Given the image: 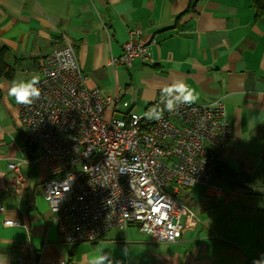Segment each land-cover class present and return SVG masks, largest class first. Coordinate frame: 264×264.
Listing matches in <instances>:
<instances>
[{"label": "crops", "instance_id": "crops-1", "mask_svg": "<svg viewBox=\"0 0 264 264\" xmlns=\"http://www.w3.org/2000/svg\"><path fill=\"white\" fill-rule=\"evenodd\" d=\"M191 1L0 0V45L13 66L11 78L0 77V264L16 261L25 242L43 264H264V16L255 17L250 0H199L183 14ZM134 25L143 29L135 40L149 43L154 61L112 65ZM67 42L89 86L130 102L118 112H142L180 83L195 90L196 102H225L233 138L215 167L217 188L203 186V197L187 198L196 221L177 241L158 242L137 224L95 242L62 239L43 195L48 165L32 160L20 104L8 90L39 78L45 57ZM12 162L28 177L17 191ZM7 219L22 225L8 226Z\"/></svg>", "mask_w": 264, "mask_h": 264}, {"label": "built area", "instance_id": "built-area-1", "mask_svg": "<svg viewBox=\"0 0 264 264\" xmlns=\"http://www.w3.org/2000/svg\"><path fill=\"white\" fill-rule=\"evenodd\" d=\"M142 34L139 25L132 26L123 54L112 56L110 63L153 62L149 43L135 40ZM173 86L144 113L116 117L118 105L129 108L130 102L122 93L107 94L87 84L71 42L45 57L35 84L41 96L30 106L20 104V120L35 147L32 160L48 165L43 195L66 244L95 242L109 230L131 224L158 242L170 243L194 225L195 212L166 186L174 182L176 193L197 184L217 188L215 167L233 130L222 99L189 105ZM9 167L17 191L28 177L21 163ZM4 223L22 225L17 219ZM20 247L23 253L12 264H43L31 243Z\"/></svg>", "mask_w": 264, "mask_h": 264}, {"label": "clouds", "instance_id": "clouds-1", "mask_svg": "<svg viewBox=\"0 0 264 264\" xmlns=\"http://www.w3.org/2000/svg\"><path fill=\"white\" fill-rule=\"evenodd\" d=\"M39 82L38 77H33L32 81L24 86H16L15 84L9 88L8 94L15 98L17 104H22L25 106H30L33 104L34 100L39 99L41 96L40 89L35 87V84ZM179 89L183 96V99L189 103V105L194 104L198 100V94L194 89L188 88L184 83L179 85H174ZM165 91L171 92L172 87L166 88ZM35 98V99H34ZM168 107L171 108V102L169 101ZM102 259V257H101Z\"/></svg>", "mask_w": 264, "mask_h": 264}, {"label": "trees", "instance_id": "trees-1", "mask_svg": "<svg viewBox=\"0 0 264 264\" xmlns=\"http://www.w3.org/2000/svg\"><path fill=\"white\" fill-rule=\"evenodd\" d=\"M199 0H192L190 2V5L188 6L186 12H184L183 14H186L187 12H194L197 8V4H198ZM251 5L254 7V9L256 10V18H261L262 16H264V0H250ZM135 26V25H134ZM7 52H8V48L4 45H0V77H7V78H11L12 74H13V66L12 64H10L7 60H6V56H7ZM168 87V86H167ZM165 89V88H164ZM163 89V90H164ZM162 90V91H163ZM161 91V92H162ZM160 92V93H161ZM159 93V94H160ZM158 94V95H159ZM157 99V98H156ZM155 99V101H156ZM155 101L151 102L150 105H152ZM197 104H201L203 102H195ZM204 103H209V102H204ZM148 105V106H150ZM147 106V107H148ZM146 107V108H147ZM146 108L144 111L142 112H138V113H144L146 111ZM161 109H164L163 107H161ZM133 111V112H137L134 110H129L127 113H122V117H126L129 115V113ZM25 136V135H24ZM25 142L27 147L30 148L31 152L34 153V149H33V144L30 142V140L25 136ZM69 264V261H68Z\"/></svg>", "mask_w": 264, "mask_h": 264}, {"label": "rangeland", "instance_id": "rangeland-1", "mask_svg": "<svg viewBox=\"0 0 264 264\" xmlns=\"http://www.w3.org/2000/svg\"><path fill=\"white\" fill-rule=\"evenodd\" d=\"M20 78H21V76L19 75V80H20ZM122 112H124V110H121V112H117L116 117H122V115H123ZM166 189L171 194L176 195L177 198L183 200L184 202H186L187 198H189V197H192V198L193 197H195V198L196 197H203V193H204V187L201 185L200 186L195 185L194 187H180L179 191L176 193L177 189L175 187L174 182L167 184ZM183 220H184V218H183ZM139 230H140V228H139Z\"/></svg>", "mask_w": 264, "mask_h": 264}, {"label": "water", "instance_id": "water-1", "mask_svg": "<svg viewBox=\"0 0 264 264\" xmlns=\"http://www.w3.org/2000/svg\"><path fill=\"white\" fill-rule=\"evenodd\" d=\"M26 157H30V151L28 148H25L24 150Z\"/></svg>", "mask_w": 264, "mask_h": 264}]
</instances>
